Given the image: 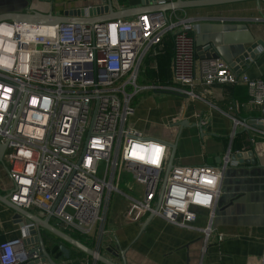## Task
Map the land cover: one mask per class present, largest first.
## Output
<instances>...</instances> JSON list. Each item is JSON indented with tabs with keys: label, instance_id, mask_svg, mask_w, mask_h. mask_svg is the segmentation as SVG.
<instances>
[{
	"label": "built area",
	"instance_id": "1",
	"mask_svg": "<svg viewBox=\"0 0 264 264\" xmlns=\"http://www.w3.org/2000/svg\"><path fill=\"white\" fill-rule=\"evenodd\" d=\"M79 1L86 5L76 9L95 19L124 0ZM88 9L99 12L90 17ZM198 32L196 20L179 18L177 10L94 24L0 22V139L7 145L3 159L12 182L9 200L55 219L68 235L94 240L95 257L65 264H100L114 193L131 202L127 222L148 215L193 229L197 211L203 209L210 212L207 236L213 233L228 161L222 167L175 162L170 167L174 142L146 137L131 123L135 99L144 92L196 101L216 84L245 86L249 105L264 106V77L237 73L218 56L199 62ZM168 34L174 44L173 85L139 86L146 58ZM255 131L264 138V131ZM124 173L143 188L141 196L120 191ZM41 254L38 244L27 247L24 238L0 244V264H34Z\"/></svg>",
	"mask_w": 264,
	"mask_h": 264
},
{
	"label": "crops",
	"instance_id": "2",
	"mask_svg": "<svg viewBox=\"0 0 264 264\" xmlns=\"http://www.w3.org/2000/svg\"><path fill=\"white\" fill-rule=\"evenodd\" d=\"M164 1L171 4L179 0ZM161 4L162 0L146 1V6H143V0H124L115 9L131 11V17L126 20H133L142 13L154 12ZM85 5L79 0H52L51 3L46 0H0V16L32 11L44 14L53 11L54 15H63L67 10ZM177 15L179 18L194 19L199 24L196 35L199 62L216 56L212 49H218V57L230 65L238 60L249 45L264 44L263 0L190 7L177 10ZM160 47L146 58L142 67L139 79L147 85L161 84L154 79L158 71L156 57L163 45ZM241 69L253 79L264 77V53L257 61ZM245 88L216 84L208 94L196 101L166 92L152 95V92H144L136 97L132 125L146 137L163 138L174 143L179 138L175 164L222 167L228 152L232 154L242 151H253L258 164H228L222 180L213 233L209 237L206 233L210 218L208 210L197 211L198 219L191 229L148 215L138 221L127 222V211L132 213L130 205L119 226L107 229L106 223L104 238H108L110 245L105 253L101 249V255L116 264H264V138L256 133L255 130L259 129L250 125L253 121L264 123V106L249 105V92ZM197 91L203 93L199 86ZM146 93L148 96L143 97ZM235 119L246 126L235 125ZM173 120L177 121L174 126ZM183 121H189L191 126L201 123L206 136L203 138L197 127L181 129L176 126ZM172 131L176 132V137ZM245 132L251 138V150L241 147L234 149L236 136ZM6 167L5 160L0 159V195L4 197L10 196L12 190ZM29 212L46 219L41 217L36 208ZM110 213L111 209L107 222ZM23 222L25 219H19L14 209L0 202V244L14 238H23ZM51 224L62 230L55 219L51 220ZM42 233L47 234L44 230ZM221 235L223 241L219 240ZM50 238L46 246L53 249L52 241L55 239ZM61 246L71 252L75 250L64 244ZM56 262L66 263L64 260Z\"/></svg>",
	"mask_w": 264,
	"mask_h": 264
},
{
	"label": "water",
	"instance_id": "3",
	"mask_svg": "<svg viewBox=\"0 0 264 264\" xmlns=\"http://www.w3.org/2000/svg\"><path fill=\"white\" fill-rule=\"evenodd\" d=\"M49 3L52 0H46ZM146 1L150 0H143V6H146ZM244 0H200V1H193V2H186L184 0H179L176 3L167 4L164 0H162V4L159 8L155 9L154 12H167L172 10H183L190 7H202V6H217V5H224L234 2H240ZM264 1V0H263ZM102 10H100L101 12ZM105 11L108 12L107 16L99 17V18H90L87 19L86 10L85 9H70L63 13V15H54L53 11H50L48 14L41 13L39 11H32L31 13H12L9 15L0 16V22L2 21H12L15 23H22V24H37V25H59V24H72V23H86V24H94L96 22H104V21H112L117 19H127L131 17L132 12L129 10H114V7L110 6L105 8ZM99 10L97 9H88V14L90 17L98 13ZM143 14V13H142ZM141 15V14H140ZM221 46V45H220ZM264 44L263 43H253L249 45L246 50L241 54V56L230 64L231 68L234 71L241 73L244 65L249 66L253 61H257L261 54L264 53ZM212 53L216 56L219 55L218 49H212ZM240 65V66H238ZM241 71V72H240ZM264 114V113H263ZM252 127H255L259 130H264V123H257L253 121L250 124ZM176 126L183 129L185 127H197L201 133V136L204 138L206 136L205 130L203 125L194 124L190 125L189 121H183L178 123ZM178 140L170 145L171 147V158H170V167L173 166V162L175 160V156L178 150ZM6 144L1 143L0 139V159H3L5 151H6ZM231 149V146H230ZM226 161L230 165H252L255 166L258 164L254 156L253 151H242L237 153L228 152V156ZM224 162V165L226 164ZM220 163V159L217 160ZM228 166V165H227ZM227 168V167H226ZM10 196L4 197L0 195V202L5 203L14 211H16L19 219H25V222L21 223V226L24 228V244L25 246L29 247L33 244H38L41 249V261H36L34 264L46 263L48 264H60L56 262L51 254L47 250L46 242L50 241L51 238H47L48 234L61 239L62 241L70 244L72 247L76 248L80 252L86 254L90 257H95L97 252L94 249L89 248L88 246L84 245L80 241L74 239L70 235L66 234L56 226L51 224V217H47L46 219H42L38 216L33 215L27 210H24L14 204H12L9 200ZM42 230L46 231L47 234H43ZM61 252L63 253V257L66 260L70 259L71 251L70 249L66 248L65 246L60 247ZM33 252V250H31ZM98 261L100 264H116L109 260L108 258L104 257L103 255H98Z\"/></svg>",
	"mask_w": 264,
	"mask_h": 264
},
{
	"label": "trees",
	"instance_id": "4",
	"mask_svg": "<svg viewBox=\"0 0 264 264\" xmlns=\"http://www.w3.org/2000/svg\"><path fill=\"white\" fill-rule=\"evenodd\" d=\"M162 45H163V48L159 52L158 56L156 57V61L158 64V71L155 72L154 79H155V81H160L161 84L164 86H171V85H173L171 63H172V59L174 56V44H173V38L170 34L165 36ZM233 87H237V86H233ZM245 89L248 91L247 88H245ZM248 99H250L249 95H248ZM233 145H234V149H236V150L239 147L244 148L246 150H251V148H252L251 138H249V135L246 132L239 134L236 136ZM70 236L73 237L74 239L80 241L81 243H83L84 245L88 246L91 249L95 248L94 247V244H95L94 240L86 241L85 238L78 233H72V234H70ZM50 237H54V236L48 235L47 238H50ZM54 239L55 240L52 241V242H54L53 249H50V247L47 245L48 246L47 250L51 254V256L53 257V259L55 261H58V260L70 261V260H75V259H82V258L87 256L86 254L80 252L79 250H77L75 248L74 252H71L70 259L66 260L63 257V253L61 252L60 247L62 244L66 245L68 247H72V246L70 244L62 241L59 238L54 237ZM48 243H49V241L46 242V244H48Z\"/></svg>",
	"mask_w": 264,
	"mask_h": 264
},
{
	"label": "rangeland",
	"instance_id": "5",
	"mask_svg": "<svg viewBox=\"0 0 264 264\" xmlns=\"http://www.w3.org/2000/svg\"><path fill=\"white\" fill-rule=\"evenodd\" d=\"M139 86L147 85L146 83L142 82L140 79L138 80ZM151 95L154 93H150ZM144 96H148V93L144 94ZM172 133L176 135V132L172 131ZM172 139V138H170ZM176 157L178 158V153H176ZM120 191L127 193L129 196L133 195H140L143 192V188L139 186L132 178L130 174L124 173L121 177L120 183ZM130 200L126 199L123 195L114 193L111 203V213L108 219V228H112L113 226H119L122 222L123 214L126 210L130 207ZM51 235V234H50ZM108 238L105 237L102 242V252L105 253V250L108 249L109 246Z\"/></svg>",
	"mask_w": 264,
	"mask_h": 264
}]
</instances>
